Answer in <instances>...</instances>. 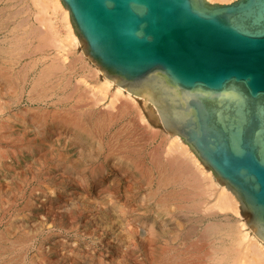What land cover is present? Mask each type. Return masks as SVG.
Segmentation results:
<instances>
[{"label":"rangeland","instance_id":"1","mask_svg":"<svg viewBox=\"0 0 264 264\" xmlns=\"http://www.w3.org/2000/svg\"><path fill=\"white\" fill-rule=\"evenodd\" d=\"M10 4L14 5L12 6ZM9 6H11L10 9L12 11H10ZM2 7L5 8L2 9ZM0 10V47L6 46V44L9 46L10 41L19 37V34H21L20 36L23 35V38L20 37V40H29L25 43L23 41L21 42V49L23 48L22 51L24 53L21 50L20 52L24 55H19V53L17 54L13 51V54H15V56L13 55L14 58L10 54L12 58L9 56L10 59L7 57L6 61V57H4L5 61L8 62L6 64H4V59L0 57L1 70L2 66L5 67V70H0V127L4 126V124L6 126L8 125V128L5 126V129H0V241L3 240L0 242V248L9 245L5 247L8 250L0 249V264H152V261L155 259V250L157 249L154 244L156 241L163 239V241L167 240V243L172 246L180 245V242L183 241L182 238L186 237L191 232L190 230L194 229L196 233L194 232L193 239L195 237V240L208 238V242L207 240L203 241V246H206H202L208 254L207 256L205 255L206 260L203 256L200 259L198 257L195 259L196 264H200L202 260L203 262L201 264H215L212 260L213 258L208 257L211 253L208 252L211 251V244L206 243L214 241L212 244L217 243L219 245L223 242L225 246H230L228 242L229 236L228 238L224 236L222 242L219 240V242H215L216 240H211L209 237L206 238L201 232L205 228V225L208 224L207 222L225 221L223 215L211 214L209 216L210 214L206 215V211L204 213L202 211L199 214V212H187L184 209L175 210L176 205L173 204L170 205V208H174V210L169 211V208L167 211L166 209L169 205L165 207L160 205L159 200H161V196L152 198L151 193H149L155 189L154 179L157 177L155 171L153 172L151 170L147 174L149 176L145 174L142 177L140 174L135 173L133 168H126L124 164L114 165L115 167H113L112 164L116 162L113 160L106 163L101 171L97 169L98 164L103 163L101 162L103 159L102 157L100 158V151H102L101 149L106 143L108 145L111 144L109 147L114 148L112 151L114 152L116 149V152L120 155L123 152L124 155H129L130 149L131 151L137 150L135 151L136 153L139 151L137 154H142L141 157L146 162L145 166L150 167L151 164L148 159H150L151 154H156L155 151L157 149L161 151L164 148L168 135L160 127L149 122H140L137 114L132 112L127 115H122L119 119L116 117L117 120L113 121V124L109 122L110 124L108 125V122H106L105 124L108 125V127L106 126L107 129H103V127L106 128L105 124L102 128H97V125L95 127L92 121L93 119L91 118L89 122V126L91 125L90 131L96 137L97 142L102 141L99 143L95 140L89 141L88 139L84 141L78 138L71 129L57 124L56 120L54 122L50 121L53 118H51V115L53 116L54 114L52 112L58 111L57 114L62 116L60 112L66 114L67 108L68 112L74 113L73 116L81 111L80 113L84 114L81 117L85 120H89L86 117L88 111L90 113L91 111L94 112L91 113L93 115H99V113L102 115L105 113L102 116H107L109 112L116 115L117 112H114L116 108L113 110L110 106L114 90L111 88L108 92H105L107 94L103 93L104 99L100 103L94 101L93 93L98 90L103 77L98 73L96 74L94 70L96 66L86 57L82 56L80 44L81 51L78 47L72 46H66L64 51H60L52 43L50 45H43V43L45 44L51 39L50 34L54 36L52 37L54 41L57 37L64 39L66 36L64 23L58 14L53 15L49 12L47 16H43L46 17L44 19L45 21L47 19L51 21L50 26H48L53 29H49L44 24V20L42 21L43 17H39L40 19L37 17L36 10L30 0H6V2L1 0ZM7 12L10 13V15L8 13L9 16L6 15ZM11 12L16 14V16L11 14ZM12 15L14 18H12ZM4 18H9L10 20H5ZM25 19L27 20L25 21ZM23 23H25L24 26L22 25ZM32 25L36 27L40 26L39 30L41 29L40 32L44 36L40 41L36 40L37 43L35 39L31 38V34V36L27 34L28 30L30 31L29 33L32 32ZM16 26H21L19 29L22 31ZM14 33L18 35L15 36ZM9 36L14 38H11L12 40L9 41L7 40ZM30 39L33 41L32 43ZM23 45L24 47H22ZM26 46L29 47L26 49ZM36 47L37 49L40 47L39 49L41 50L38 51L35 49L38 53L34 50V54L32 51ZM16 57L17 61L14 60ZM1 59L3 62H1ZM9 60H13V62L11 63ZM51 60L52 62L56 61V64H59L60 67L65 69H61L62 71L60 70L53 75L56 78L51 77L49 79L50 81H48L47 87L49 90L47 89L45 98L42 96L41 98L43 99L40 101L31 100L33 92L29 93L32 84L29 82L35 79L37 73L42 68L40 66L47 65L48 63L51 64ZM34 62L35 65L32 64ZM24 66L27 70H24ZM30 66H32L31 69H29ZM8 69H12V71H6ZM18 71L26 72V77L25 75L21 76L22 72L19 73ZM63 71L66 72L64 73ZM13 74L16 78L12 77ZM61 74H64V76ZM23 77H25L24 82L22 81ZM59 79L60 84L58 83ZM10 81L13 82L12 87L9 84L11 83ZM76 87L78 89H76L77 91L75 90ZM51 88L52 91L50 90ZM8 89L9 92L10 89L12 91L9 93L7 92ZM68 92L74 93L71 94ZM77 92L78 95H76ZM67 93L69 94L68 98L65 96ZM81 96L84 97V103L78 99ZM96 96L100 98L99 94ZM16 101L19 102L16 103ZM84 110L85 112L87 111V114L84 113ZM80 113L78 114L80 115ZM37 114L38 117L35 118ZM142 115L144 116V113ZM94 118L96 119L98 117ZM146 124L148 125L146 126ZM93 128L97 130L95 129V131ZM151 133H155L156 137L154 136V138ZM7 135L13 138L9 136L8 139ZM14 136L18 137V139H15ZM57 136L59 138L63 137L64 140L66 139L68 145L66 148H58L55 140L58 139ZM114 137L116 140H114ZM112 139L118 144L112 141ZM122 142H124V146H122ZM99 146L102 147L99 149ZM119 146L120 148L122 146V150L118 148ZM53 147L56 155L60 153L65 156L66 159H63L64 161L58 157L55 159L50 158ZM125 148L126 150L123 151ZM127 150L128 152H125ZM151 150L155 151L151 152ZM159 150L156 152H160ZM2 151L3 154H1ZM93 154L96 156L94 159L92 158L93 156L90 157ZM3 155L6 157V160ZM114 155L113 159L117 157V153L115 154L114 152ZM146 179L151 180V182L145 181ZM147 182L148 184H146ZM232 221H235V219L233 218ZM178 225L185 226L180 227ZM19 233H22L20 234L21 236H24V234L26 236L27 233L28 235L30 234V238L28 236L27 238L25 237L27 243L24 237H22L24 238L23 241L20 235H18ZM177 235L179 236L175 237ZM16 236L17 238H14ZM172 237L173 239L175 237L176 240L174 241ZM18 239L22 240V246L21 241L19 242ZM5 240L8 241L6 242ZM9 241H14V243H10L14 245L11 246ZM229 241L232 242L231 239ZM11 247L13 248L10 249ZM1 250L5 252H1ZM208 258L212 259L208 260ZM195 261L193 264H195Z\"/></svg>","mask_w":264,"mask_h":264},{"label":"water","instance_id":"2","mask_svg":"<svg viewBox=\"0 0 264 264\" xmlns=\"http://www.w3.org/2000/svg\"><path fill=\"white\" fill-rule=\"evenodd\" d=\"M85 57L152 102L264 242V0H59Z\"/></svg>","mask_w":264,"mask_h":264},{"label":"bare ground","instance_id":"3","mask_svg":"<svg viewBox=\"0 0 264 264\" xmlns=\"http://www.w3.org/2000/svg\"><path fill=\"white\" fill-rule=\"evenodd\" d=\"M1 1V0H0ZM6 2V0H4ZM32 5L34 6V9L36 10V15L37 17L41 18L43 16H47L49 12H51V14L53 15H56L58 14V16H60L61 20L63 21L64 23V27L66 29V36L63 38H58L54 41V37L53 35H49L51 37H49V39L51 40H48L45 44L43 43V45L45 46L46 44L50 45L52 43V45H55L56 47H58V49L60 51H64L65 50V47L66 46H72V47H78L80 49V46H79V41L77 39V37L75 36L74 32H73V29L71 27V24L69 22V15H68V12L67 10H65L62 5L60 4V1L59 0H30ZM210 3H226V4H229L231 2H233L234 0H208ZM18 3V2H17ZM22 4V3H20ZM4 5V4H3ZM9 5V4H8ZM12 5V4H10ZM14 5V4H13ZM12 5V6H13ZM23 5V4H22ZM25 6V5H24ZM8 7V6H7ZM11 6H9V9H10ZM23 7V6H21ZM5 7H2V9H4ZM17 9V8H16ZM20 9V8H19ZM22 9V8H21ZM6 10H8V8H6ZM3 11V10H2ZM10 11H12L10 9ZM16 11V10H14ZM19 11H22V10H19ZM0 13H1V10H0ZM9 12H7L6 15H8ZM18 13V12H16ZM22 13V12H21ZM14 16H16V14L12 13ZM19 14V13H18ZM10 15V13H9ZM8 15V16H9ZM12 15V16H13ZM21 15V14H20ZM50 15V14H49ZM3 16V14H2ZM14 16L12 18H14ZM19 16V15H18ZM10 18V17H9ZM9 18H4L5 20L9 19ZM39 18V19H40ZM46 17H43L42 18V21L45 19ZM3 20V19H2ZM10 20V19H9ZM24 20V19H23ZM27 19H25L26 21ZM47 21V22H46ZM44 20V24L45 25H49L50 26V23L51 21L48 19L47 20ZM19 22V21H18ZM31 23V22H30ZM16 25V24H15ZM23 26L25 25V23L22 24ZM48 28H52V27H49ZM52 26V25H51ZM18 29L19 27L21 26H16ZM39 27H36L35 25H32L31 26V29H32V32L29 33L30 31L28 30V33L29 34L28 36H31L32 39H35L40 41L41 39H43V35H42V32H40L39 30ZM26 28V27H25ZM24 28V29H25ZM15 29V28H14ZM12 29V30H14ZM53 29V28H52ZM51 29V31H53ZM21 30V29H19ZM18 30V31H19ZM26 30V29H25ZM17 31V32H18ZM22 31V30H21ZM14 32V31H13ZM25 32V31H24ZM40 32V33H39ZM18 33H21V32H18ZM44 33V32H43ZM13 34V33H12ZM15 36L18 35L17 33H14ZM24 34V33H22ZM26 34V33H25ZM31 34V35H30ZM21 34H19V37H15L16 39H13L14 37H11L9 36V38L7 40H12L10 41L11 43L9 44V46L6 44V46H2L0 47V57H2L4 59V57H6V61H7V57L8 59L12 58L13 55L15 56V54H13V51L15 53H19V55H24L22 54L21 52L24 53V51H22L21 49V42L24 40H20V37L23 38V35L20 36ZM26 35V37H28ZM24 36V38H26ZM45 37H46V34H45ZM12 38V39H11ZM47 38V37H46ZM6 41V40H5ZM27 41H29L27 39ZM26 40L23 41L24 43L27 42ZM31 43L33 42L31 39H30ZM37 43V41H36ZM25 45V44H24ZM24 45L22 47H24ZM32 45V44H31ZM39 45V43H38ZM37 45V46H38ZM34 46V45H33ZM29 47V46H28ZM26 46V49L28 48ZM35 47V46H34ZM42 47V45H41ZM40 48V47H39ZM37 49L34 48L33 51L31 49V51L35 54L36 50H41V49ZM25 49V50H26ZM36 49V50H35ZM44 49V48H43ZM21 50V52H20ZM35 50V52H34ZM43 51V50H42ZM81 51V49H80ZM26 52V51H25ZM38 53V52H36ZM82 53V56L85 57V55L83 54V52L81 51ZM12 57H11V55ZM10 56V58H9ZM18 56V55H17ZM14 58V57H13ZM19 58V57H18ZM4 59V61H5ZM17 57L14 59L15 61ZM2 60V59H1ZM8 63V62H6ZM14 61V62H15ZM42 61V59H41ZM3 62V60L1 61ZM9 62H13V60H9ZM58 62V61H57ZM17 63V62H16ZM15 64V63H14ZM35 65V62L32 63ZM13 65V64H11ZM33 65V66H34ZM8 66V65H7ZM14 66V65H13ZM23 66V65H22ZM29 66V65H28ZM62 66V65H61ZM20 67V66H19ZM42 67L39 72L37 73L35 79H33V81L29 82V83H32L31 84V90L29 93H32V99L31 100H42L43 98H41L42 96L44 97L46 92H47V87H48V81H50L49 79L51 77H54L53 75H55L58 71H60L61 69L64 70L65 68H62L60 67L59 64H56V61L55 62H52L51 60V64H47V65H44V66H40ZM5 67L2 66V70L4 69ZM25 68V66H24ZM23 68V69H24ZM32 66H30L29 69H31ZM35 68V67H34ZM7 69V67H6ZM19 69V68H18ZM1 70V68H0ZM1 70V71H2ZM5 70V69H4ZM24 70H27L26 68ZM34 70V69H33ZM61 70V71H62ZM96 71V74L98 73L99 75H101L103 77L102 79V82L101 84L99 85L98 87V90L96 92L93 93V97H94V101L96 103H100L101 100L104 99V94H107L105 92H108L109 89L113 88V94H112V97H111V101H110V106L111 108L114 110L115 108V111L114 112H117L116 115L113 114L112 112L109 114L104 115H93L91 113H94L91 111H88V115L86 116L89 120H85L84 118L81 117V115L83 113H80L81 111H79L78 113H80V115L78 113H76L74 116H73V112L70 113L68 112V108H67V113L64 114V113H61L60 112V115L62 116H59L57 114L58 111H54L52 112L53 116L51 115V118L52 120L50 119V121H57V124H61L62 127H66L68 129H71L72 131H74V133L76 134V136L82 140H86L87 139L89 141H92V140H96V137H94V135H92V132L90 131V126H89V122L91 120V118L93 119V124L94 126L97 125V128H102L103 125L108 122V125L110 123H112L113 121H116V117L119 119L122 115L124 114H128V113H136L138 118H139V121L140 122H149L150 124H153L157 127H160V121L158 119V117L156 116V111L154 109V107L152 106V102L146 100L145 98L141 97V96H135L129 92H127L126 90L122 89L121 87L117 86L116 84H114L113 82H111L110 80H108L107 78H105L102 73L99 71V69L96 67V69H94ZM6 71H12L11 70H6ZM23 71V70H22ZM20 71V72H22ZM5 72V71H4ZM3 72V73H4ZM19 72V71H18ZM17 72V73H18ZM19 72V73H20ZM28 72V71H27ZM64 72V71H63ZM66 72V71H65ZM64 72V73H65ZM2 73V72H1ZM15 73V72H14ZM26 72H22L21 76L25 75ZM61 73V72H60ZM7 74H9V72H7ZM11 74V72H10ZM5 76H7L6 74H3ZM62 75V74H61ZM60 75V76H61ZM1 76V75H0ZM4 76V78H5ZM9 76V75H8ZM30 76V75H29ZM64 76V74L62 75ZM12 77H15L14 74ZM26 77V75H25ZM25 77L22 78V81L24 82V79ZM32 77V76H31ZM3 78V79H4ZM16 78V77H15ZM56 78V77H54ZM58 78V76H57ZM6 79V78H5ZM4 79V80H5ZM19 79V77H18ZM30 79V77H29ZM28 79V80H29ZM32 79V78H31ZM61 79V77H60ZM60 79L58 80V83L60 81ZM14 80V78H13ZM16 81V79H15ZM14 81V82H15ZM20 81V82H22ZM52 81V80H51ZM53 81H57V80H53ZM11 82V81H10ZM22 82V83H23ZM27 83V82H26ZM51 83V82H50ZM49 83V84H50ZM53 83V82H52ZM55 83V82H54ZM12 87L13 85V82L9 83ZM21 84V83H20ZM60 84V83H59ZM4 85V84H3ZM18 85V84H17ZM52 87H54L52 84H50ZM56 85H57V82H56ZM55 85V86H56ZM65 85H66V82H65ZM22 86V85H21ZM20 86V88H21ZM29 86V84H28ZM27 86V87H28ZM87 87V86H86ZM14 88V87H13ZM12 88V89H13ZM19 88V89H20ZM26 88V87H25ZM50 88V86H49ZM63 88V87H62ZM71 88V86H70ZM88 88V87H87ZM7 89V88H6ZM5 89V90H6ZM22 89V88H21ZM20 89V90H21ZM56 89V88H54ZM74 89V88H73ZM77 89V87L75 88V90ZM93 89V88H92ZM15 90V89H14ZM13 90V91H14ZM17 90V89H16ZM20 90H18L19 92H21ZM24 90V89H23ZM49 90V89H48ZM52 91V88L50 89ZM78 90V89H77ZM76 90V91H77ZM12 90L10 89V92ZM7 92H9V89L7 90ZM9 92V93H10ZM27 92V93H28ZM49 92V91H48ZM75 92V91H74ZM73 92V93H74ZM68 93H71V92H68ZM67 95L65 94V96H67L66 98H68V94ZM71 93V94H73ZM102 93V94H101ZM22 95V93H20ZM80 94V93H79ZM100 96L97 97L96 95ZM15 95V94H14ZM28 95V94H27ZM78 95V92L77 94ZM103 95V96H101ZM5 96V94H4ZM20 96V95H19ZM18 96V97H19ZM31 96V94H30ZM48 96V94H47ZM64 96V97H65ZM31 98V97H30ZM45 98V97H44ZM65 98V99H66ZM74 98V97H73ZM83 98V100H82ZM77 99V98H76ZM81 102L84 101V97H79L78 98ZM128 99V100H127ZM19 100V99H18ZM27 100H29V98H27ZM30 100V101H31ZM45 100V99H44ZM68 100V99H67ZM66 100V101H67ZM78 100V101H79ZM12 101V100H11ZM20 101V100H19ZM19 101H16L19 102ZM79 101V102H80ZM33 102V101H31ZM77 102V101H76ZM34 103V102H33ZM84 103V102H83ZM117 103V104H116ZM81 104V103H80ZM17 105V104H16ZM85 106V104H83ZM119 105V106H118ZM77 106V105H76ZM118 106V107H116ZM1 107H3V105H1ZM73 107V106H72ZM75 107V106H74ZM79 107V106H78ZM83 107V106H82ZM89 107V106H88ZM13 108V107H12ZM76 108V107H75ZM2 109V108H1ZM8 109V107H7ZM16 109V108H15ZM78 109V108H77ZM118 110V111H116ZM10 111V110H9ZM70 111V109H69ZM4 112V111H2ZM83 112V111H82ZM87 112V111H86ZM85 110H84V113H86ZM14 113V112H13ZM38 113V112H36ZM44 113V112H43ZM42 113V114H43ZM139 113V114H138ZM144 113V116L142 115ZM8 114V113H7ZM47 114V113H46ZM64 114V115H63ZM87 114V113H86ZM3 115V114H2ZM36 115V114H35ZM40 115V114H39ZM45 115V114H44ZM135 115V114H134ZM142 115V116H141ZM1 116V115H0ZM19 116V115H17ZM16 116V117H17ZM42 117V115H40ZM47 116V115H46ZM84 116V114H83ZM136 116V115H135ZM7 117V116H5ZM15 117V116H14ZM24 117V116H23ZM38 117V114L37 116H35V118ZM94 117H98V118H94ZM134 117V116H133ZM9 118V117H8ZM22 118V117H21ZM34 118V116H33ZM32 118V119H33ZM34 118V119H35ZM43 118V117H42ZM46 118V117H45ZM7 119V118H6ZM44 119V118H43ZM47 119V118H46ZM95 119V120H94ZM23 121V120H22ZM43 121V120H42ZM88 121V122H86ZM131 121V120H130ZM15 122V121H13ZM34 122V121H33ZM110 122V123H109ZM136 122V121H135ZM139 122V123H140ZM16 123V122H15ZM18 124V123H17ZM113 124V123H112ZM3 125V123H2ZM108 125L105 124V127ZM148 124H146L147 126ZM6 126V124H4V126H1L0 129L4 128ZM8 126V125H7ZM6 126V128H8ZM96 127V126H95ZM103 127V129H107ZM10 128V127H9ZM148 128V127H146ZM161 128V127H160ZM5 129V128H4ZM94 130L96 128H93ZM149 129V128H148ZM3 130V129H2ZM1 130V131H2ZM9 130V129H8ZM97 130V129H96ZM95 130V131H96ZM122 130V129H121ZM145 130V129H144ZM93 131V130H92ZM101 131V130H100ZM154 131V130H153ZM55 132V131H54ZM121 132V131H120ZM152 132V130H151ZM96 133V132H95ZM124 133V132H123ZM11 134V133H10ZM36 134V133H35ZM122 134V132H121ZM136 134V133H135ZM152 134V133H151ZM155 134V133H154ZM152 134V136L156 137V134L154 135ZM96 135V134H95ZM110 135V134H109ZM116 135V134H115ZM118 135V134H117ZM168 135V134H167ZM8 139H9V136L10 135H7ZM120 136V135H119ZM136 136V135H135ZM15 137V136H14ZM56 137V136H55ZM58 137V136H57ZM111 137V136H110ZM109 137V138H110ZM118 137V136H116ZM121 137V136H120ZM146 137V136H145ZM154 137V138H155ZM10 138H13L10 136ZM18 139V137H15V139ZM119 138V137H118ZM1 139V138H0ZM2 140H3V137H2ZM1 140V141H2ZM56 140V145L58 146V148H66L68 145L66 143V139L64 140L63 137L62 138H59L58 139H55ZM64 140V142H63ZM100 140V139H99ZM114 140L115 137H114ZM112 139V141H114ZM135 140V139H134ZM9 141V140H8ZM11 141V140H10ZM22 141V140H21ZM110 141V140H109ZM120 141V140H119ZM127 141H130V140H127ZM126 141V142H127ZM143 141V140H142ZM166 144L164 146V148L161 149V151L159 149H157L156 151H160V152H156L155 150V153L156 154H151V157L150 159H148V161L150 160V164L151 166H145V160L141 157L142 154H137L135 151H131V149L129 150L130 153L129 155H124L122 152V154H118V152H116V149H115V154L117 153V157H115V159H113V157L115 156L114 155V152L112 151L114 148L112 147H109L110 145H108L106 143L103 149L102 147V151H100L101 153V156L100 158L102 157L103 162L102 164H98L97 166V169L98 171H101L103 169V167L106 165V163H109L110 161H116L114 162L112 165L113 167H115L114 165H122L124 164L126 166V168H133L135 170V173H137L138 175L140 174L142 177L143 175H147L148 172L151 170L154 172L157 173V177L154 179V184H155V189H153L151 192V196L152 198H156L157 196H161L159 200L160 201V205H163L164 207L165 206H168V208L166 209L168 211V209L170 208V205H176V208L175 210H182L184 209V211H187V212H194V213H198L199 214L203 211V213L206 211V215L210 214L209 216H211V214H215V215H223L224 217V220L223 222H207L208 224L205 225V228L202 230V234L205 235V237H209L211 240H216L215 242H217L218 240L220 242H222V238H224V236H226L228 238V242L230 243V246H225L224 243H220L219 245H217V243L215 244H212V242L214 241H209L210 243H206V244H211V251H208V252H211L210 253V256L208 257H212L210 259H212L215 264H264V242H262L260 239L257 238V236L255 235V233L250 229V227L248 226L247 222L245 221V219L243 218V216H241L240 212H239V204L237 202V200L235 199V197L224 187V186H221L217 183V181L214 179L212 173L210 171H207L203 166L202 164L199 162V160L195 157V155L190 151V149L180 140L179 137L177 136H170L168 135V139L166 140ZM99 142H102V141H99ZM97 142V143H99ZM116 142V141H114ZM15 143V141H14ZM117 143V142H116ZM124 142H122V146ZM18 144V143H17ZM53 144V143H52ZM115 144V143H114ZM118 144V143H117ZM121 144V143H120ZM116 145V144H115ZM128 145H129V142H128ZM113 146V144H112ZM118 146V145H117ZM116 146V147H117ZM121 146V148H122ZM1 147V146H0ZM99 146V149L101 148ZM120 150H122L120 148V146L118 147ZM124 148V147H123ZM130 148V147H129ZM131 148H133L131 146ZM136 149V147H135ZM138 149V148H137ZM4 150V149H2ZM54 147L51 149V157L52 159H55L56 157H58L59 159H62V161H64L63 159H66L65 156H63L62 154H58L56 155L54 153ZM126 150L123 149V151ZM125 151V152H128ZM141 150V149H139ZM150 150V149H149ZM151 150V152H153ZM0 152H1V149H0ZM120 152V151H119ZM144 153V152H143ZM3 154V151L2 153ZM10 155V153H9ZM13 155V154H12ZM95 154L93 155H90L93 156L92 158L94 159L96 156H94ZM97 155V154H96ZM119 155V157H118ZM4 156V155H3ZM2 156V158H3ZM150 156V155H149ZM5 157V156H4ZM88 157V156H87ZM89 157V158H90ZM1 158V157H0ZM57 158V159H58ZM142 158V159H141ZM5 160H6V157H5ZM112 167V168H113ZM124 168V167H123ZM120 169V168H119ZM129 171V170H128ZM123 172V171H122ZM126 175V174H125ZM149 176V175H147ZM132 177V176H131ZM151 178V177H150ZM132 179V178H131ZM134 180V179H133ZM145 181H149V180H145ZM134 182V181H133ZM151 182V180L149 181ZM153 182V181H152ZM148 184V182L146 183ZM129 189V188H128ZM4 197V196H3ZM151 198V199H152ZM1 200V198H0ZM172 207V206H171ZM174 207V206H173ZM158 208V207H157ZM125 209V208H124ZM165 209V208H164ZM174 210V208H172ZM171 208L169 209L172 210ZM126 210V209H125ZM165 210V212H166ZM164 212V211H163ZM181 212V211H180ZM193 213V214H194ZM179 214V213H178ZM182 215V214H181ZM185 215V214H184ZM190 215V214H189ZM204 214V216H206ZM169 216V215H168ZM174 217V216H173ZM231 217H233L235 219V221H232ZM172 218V217H171ZM200 218V217H198ZM172 220V219H170ZM231 220V221H230ZM177 221V220H176ZM175 221V222H176ZM234 222V223H233ZM200 223V222H199ZM11 224V223H10ZM179 224V223H178ZM181 224V223H180ZM194 224V223H193ZM14 225V224H13ZM199 225V224H198ZM18 226V225H17ZM180 227H183L185 225H178ZM10 227V226H9ZM8 227V228H9ZM187 227V226H186ZM185 227V228H186ZM4 228V227H3ZM17 229V227H15ZM194 228V227H193ZM180 229V228H178ZM191 229V228H190ZM189 229V230H190ZM175 230V229H173ZM182 230V229H181ZM186 231V229H184ZM187 230V231H189ZM11 231V230H10ZM17 231V230H16ZM24 231V230H23ZM177 231V230H176ZM175 231V232H176ZM191 232L190 233H186V237L182 238V242H180L181 244L179 245L178 242L177 244L178 245H170L167 243V240L163 241V239L159 240V241H156L154 244L156 245L155 248H157L155 250V255H154V260L152 261V264H193V262L195 261V259H197L199 257H202L203 258L205 257V260H206V256L208 255L207 252H205V250L202 248V246L204 245L203 244V241L204 240H207V239H198V240H195L193 239L192 237L194 236V232L196 233L195 229L194 230H190ZM6 232V231H4ZM14 232V231H13ZM178 232V231H177ZM176 232V233H177ZM182 232V231H181ZM180 232V233H181ZM26 233V232H25ZM184 233V232H183ZM12 234V233H11ZM22 233H19L18 235H20ZM170 234V233H168ZM175 234V233H174ZM173 234V235H174ZM179 234V233H177ZM201 234V235H202ZM3 235V234H2ZM184 235V234H183ZM200 235V234H199ZM4 236V235H3ZM7 236V234H6ZM10 236V235H9ZM30 238V234L28 235V233L24 234V236H21L20 237H26L27 238ZM179 235L175 236V237H178ZM182 236V235H180ZM185 236V235H184ZM19 237V236H18ZM166 237V236H165ZM171 237V236H169ZM168 237V238H169ZM172 237V239L175 241L176 238ZM5 238V236H4ZM14 238H17L14 237ZM24 238L23 241H24ZM25 238V240H26ZM198 238V236H197ZM201 238V237H200ZM1 239V238H0ZM6 239V238H5ZM178 239V238H177ZM229 239L232 240L229 241ZM14 240V239H13ZM19 240V239H18ZM170 240V239H168ZM181 240V239H180ZM227 241V239H225ZM3 241V240H1ZM0 241V242H1ZM6 241V240H5ZM4 241V242H5ZM8 241V240H7ZM6 241V242H7ZM21 241V242H20ZM161 241H163L161 243ZM218 241V242H219ZM5 242V243H6ZM14 241H9V244ZM19 242L21 243V246L23 245L22 244V240H19ZM172 243V241H170ZM208 242V240H207ZM18 243V242H17ZM24 243V242H23ZM26 243H27V240H26ZM25 244V243H24ZM11 245V244H10ZM14 244H12L11 246H13ZM15 245H17L15 243ZM3 246V245H1ZM9 246V245H7ZM7 246H4L0 249H7L5 247ZM18 246V245H17ZM152 246V245H151ZM206 246V245H205ZM203 246V247H205ZM25 247V246H24ZM13 247H11L10 249H12ZM21 248V247H20ZM210 248V246H209ZM15 249V248H14ZM1 252H5V251H2ZM8 250V249H7ZM27 250V249H26ZM207 250V248H206ZM11 251V250H10ZM13 251V250H12ZM151 251V250H150ZM2 254V253H1ZM206 255V256H205ZM16 257V256H15ZM23 257V256H22ZM151 257V256H150ZM208 258V260H210ZM18 261V260H17ZM16 262V261H15ZM151 262V261H150ZM199 262V261H198ZM197 262V263H198ZM202 261H200V264H201ZM217 262V263H216ZM205 263V262H204ZM15 264V263H14ZM195 264H196V261H195ZM211 264V263H210ZM214 264V263H213Z\"/></svg>","mask_w":264,"mask_h":264}]
</instances>
